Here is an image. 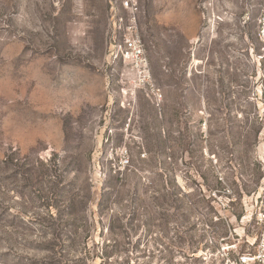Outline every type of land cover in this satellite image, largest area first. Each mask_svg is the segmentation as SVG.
Returning a JSON list of instances; mask_svg holds the SVG:
<instances>
[{"label":"rangeland","instance_id":"rangeland-1","mask_svg":"<svg viewBox=\"0 0 264 264\" xmlns=\"http://www.w3.org/2000/svg\"><path fill=\"white\" fill-rule=\"evenodd\" d=\"M138 1L145 65L121 0H0V264H207L252 228L264 0Z\"/></svg>","mask_w":264,"mask_h":264},{"label":"built area","instance_id":"built-area-1","mask_svg":"<svg viewBox=\"0 0 264 264\" xmlns=\"http://www.w3.org/2000/svg\"><path fill=\"white\" fill-rule=\"evenodd\" d=\"M121 6L130 10L133 18L128 29L131 33L124 38V55L137 59L141 65L146 64L141 37L137 31L138 0H121ZM251 214V229L245 233V238L230 230L229 235L220 238L216 253H211L207 264H264V194L256 200ZM250 233V234H249ZM246 246V249L243 247Z\"/></svg>","mask_w":264,"mask_h":264}]
</instances>
